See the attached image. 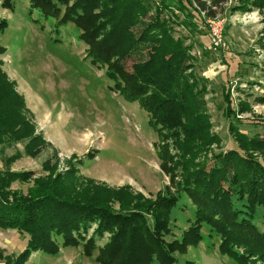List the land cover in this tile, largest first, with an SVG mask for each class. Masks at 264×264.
Masks as SVG:
<instances>
[{
    "label": "trees",
    "instance_id": "trees-1",
    "mask_svg": "<svg viewBox=\"0 0 264 264\" xmlns=\"http://www.w3.org/2000/svg\"><path fill=\"white\" fill-rule=\"evenodd\" d=\"M1 1L3 8L14 7L13 0ZM28 1L59 25L74 24L87 56L106 69L113 91L147 113L170 188L154 200L127 187L111 190L83 179L80 163L72 162L66 172L47 163V176L34 178L33 172L10 169L15 154L0 169V230L16 231L27 243L18 254L0 249V262L27 264L37 252L57 256L62 248L81 247L87 258L96 254V264H175L178 254L200 245L206 225L222 257L264 264V229L257 224L264 221V136L242 132L247 125L241 115L252 110L249 95L235 104L229 87L223 91V115L235 147L216 152L222 139L212 132L206 80L197 75L198 58L192 55L203 47L195 39L202 33L196 17L216 19L230 0ZM255 8L263 10L264 0H238L233 11ZM7 27L0 18V32ZM176 28L186 35L176 37ZM5 52L0 45V146L27 140L24 150L33 155L43 141L27 118L24 97L3 70ZM255 101L263 104L264 92ZM16 181H33V187L27 194L13 191ZM183 196L195 217L175 237L172 218Z\"/></svg>",
    "mask_w": 264,
    "mask_h": 264
},
{
    "label": "rangeland",
    "instance_id": "rangeland-1",
    "mask_svg": "<svg viewBox=\"0 0 264 264\" xmlns=\"http://www.w3.org/2000/svg\"><path fill=\"white\" fill-rule=\"evenodd\" d=\"M13 5L12 9L3 8L0 0V18L8 23L0 32V45L6 49L1 56L3 70L24 97L27 118L43 144L33 155L24 150L27 140L0 146V169L7 158L18 154L10 169L33 172L34 178L47 176V163L56 164L58 172H66L68 162H72L80 163L83 179L111 190L127 187L134 195L154 200L170 188V179L160 167L158 137L147 113L138 103L127 102L113 91L106 69L87 56L80 30L72 23L59 25L56 18L45 17L28 0H13ZM237 5L238 0H230L225 14L213 25L202 16L203 22L196 17L202 33L195 39L203 47L196 46L192 55L198 58L197 75L206 80L204 98L212 132L222 139L216 152L235 147L223 115V91L229 87L235 104L249 95L252 110L241 115L247 125L242 132L264 136V103L255 101L264 92V9L234 12ZM213 27L221 33L217 47ZM176 31V37L186 35L182 28ZM205 51L209 56L203 55ZM132 64L126 62L128 70ZM32 187L33 181H16L11 190L27 194ZM194 217L195 208L183 196L174 210L172 236L182 234ZM257 224L264 229V221ZM209 234L205 225L200 245L185 255L178 254L175 264H237L220 255L219 240ZM25 237L0 230V249L4 255L18 254L26 246ZM95 257H85L81 247H68L57 256L37 252L27 264H96Z\"/></svg>",
    "mask_w": 264,
    "mask_h": 264
},
{
    "label": "built area",
    "instance_id": "built-area-1",
    "mask_svg": "<svg viewBox=\"0 0 264 264\" xmlns=\"http://www.w3.org/2000/svg\"><path fill=\"white\" fill-rule=\"evenodd\" d=\"M216 20H217V18L216 19H210L209 18V19L206 20V22L209 25H213ZM213 30H214L213 42L215 43L214 46L217 47L219 42H220L221 33H220V30L218 28H214Z\"/></svg>",
    "mask_w": 264,
    "mask_h": 264
}]
</instances>
